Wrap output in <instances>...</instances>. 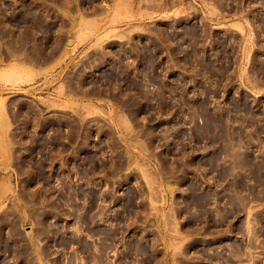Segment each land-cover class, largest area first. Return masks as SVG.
<instances>
[{
	"label": "rangeland",
	"instance_id": "374dc122",
	"mask_svg": "<svg viewBox=\"0 0 264 264\" xmlns=\"http://www.w3.org/2000/svg\"><path fill=\"white\" fill-rule=\"evenodd\" d=\"M127 1L0 0V264H264V0Z\"/></svg>",
	"mask_w": 264,
	"mask_h": 264
},
{
	"label": "bare ground",
	"instance_id": "6f19581e",
	"mask_svg": "<svg viewBox=\"0 0 264 264\" xmlns=\"http://www.w3.org/2000/svg\"><path fill=\"white\" fill-rule=\"evenodd\" d=\"M125 1H126V2H125ZM120 2H121V0H120ZM122 3H123V4H125V3L128 4V1H127V0H122ZM122 3H121V4H122ZM119 4H120V3H119ZM126 4H125V5H126ZM125 5H123V6L126 7ZM127 6H129V5H127ZM149 8H150V7H149ZM83 12H84V11H83ZM84 16H85V15H84ZM84 18H85V17H84ZM84 21H85V20H84ZM86 22H89V21H86ZM90 24H92V23H90ZM97 26H98V25H97ZM91 27H92V26H91ZM95 27H96V26H95ZM105 36H106V35H105ZM110 37H111V36H110ZM101 41H102V40H101ZM106 41H107V40H106ZM99 44H100V43H99ZM103 44H104V43H103ZM103 44H102V45H103ZM71 46H72V45H71ZM98 46H99V45H98ZM104 47H105V46H104ZM104 47L102 48V50H100L101 53H102V51H103V52H104V51L106 52V50H105ZM99 49H100V48H99ZM102 54H103V53H102ZM102 54H101V56H102ZM104 55H105V54H104ZM108 56H109V55H108ZM112 56H113V55H112ZM102 57H103V56H102ZM102 57H101V58H102ZM104 58H105V57H104ZM100 60H101V59H100ZM91 71H92V70H91ZM7 138H8V137H7ZM4 140H5V139H4ZM8 140H9V139H8ZM8 140H6V141H8ZM9 141H10V140H9ZM9 141H8V142H9ZM9 151H10V150H9ZM7 153H8V152H7ZM9 155H10V154H9Z\"/></svg>",
	"mask_w": 264,
	"mask_h": 264
}]
</instances>
